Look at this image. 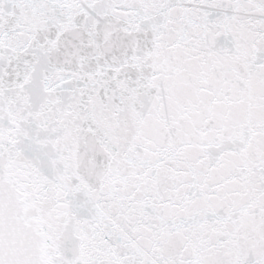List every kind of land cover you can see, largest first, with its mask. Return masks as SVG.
<instances>
[{
  "label": "snow or ice",
  "instance_id": "obj_1",
  "mask_svg": "<svg viewBox=\"0 0 264 264\" xmlns=\"http://www.w3.org/2000/svg\"><path fill=\"white\" fill-rule=\"evenodd\" d=\"M0 264H264V0H0Z\"/></svg>",
  "mask_w": 264,
  "mask_h": 264
}]
</instances>
